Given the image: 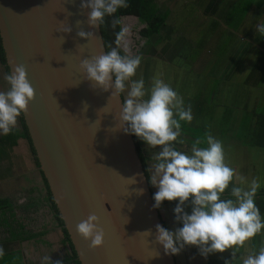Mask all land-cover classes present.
Returning <instances> with one entry per match:
<instances>
[{
  "label": "water",
  "instance_id": "water-1",
  "mask_svg": "<svg viewBox=\"0 0 264 264\" xmlns=\"http://www.w3.org/2000/svg\"><path fill=\"white\" fill-rule=\"evenodd\" d=\"M80 4L0 0L9 73L23 64L35 90L22 116L40 170L81 264H177L155 240V225H165L135 137L119 120L123 94L110 98L111 89L101 90L80 69L82 59L107 51L101 27L87 23L91 9ZM81 29L95 37H79ZM89 214L104 230L101 247L90 248L76 231Z\"/></svg>",
  "mask_w": 264,
  "mask_h": 264
},
{
  "label": "clouds",
  "instance_id": "clouds-1",
  "mask_svg": "<svg viewBox=\"0 0 264 264\" xmlns=\"http://www.w3.org/2000/svg\"><path fill=\"white\" fill-rule=\"evenodd\" d=\"M126 7L127 0H81L80 4L82 10L91 9L86 16L88 25L93 27H101L106 17H113L115 27L120 23L115 14ZM256 30L264 37V22ZM63 32H71V28L67 26ZM128 32V28H121L115 46L109 45L110 50L82 59L79 66L86 80L94 81L103 91L112 90L110 98L120 97L127 89L119 113L123 131L144 141L148 149L160 146L158 152L151 154L152 162L147 169L150 184L157 188L153 207L159 208L164 201H176L175 221L182 226L169 230L155 225L156 242L163 246L165 254L178 255L186 246H195L205 258L211 253L231 250V259L224 264H233L237 259L240 264H264V246L248 247V242L264 231V218L255 204L259 182L254 179L247 187L243 186L247 183L245 178L225 162L222 142L210 133L203 140L197 138L187 152L176 147L185 143L181 138V121H192L191 108H186L183 98L159 76L153 77L149 88L142 77L133 79L142 56L131 53L126 41ZM77 35L95 37L93 32L82 29ZM4 79L9 88L0 91V135H8L17 128V118L28 111L29 102L35 99L23 64L15 65ZM203 143L207 146L200 147ZM234 179L240 186L231 187L232 198H222ZM143 191L137 190L138 194ZM187 205L191 206L190 214L184 210ZM76 231L84 240H90V248L104 243V230L95 214L79 222ZM145 232L151 234L150 230ZM2 256L4 249L0 246ZM41 264H52L49 256H44Z\"/></svg>",
  "mask_w": 264,
  "mask_h": 264
},
{
  "label": "crops",
  "instance_id": "crops-1",
  "mask_svg": "<svg viewBox=\"0 0 264 264\" xmlns=\"http://www.w3.org/2000/svg\"><path fill=\"white\" fill-rule=\"evenodd\" d=\"M155 1L160 8L170 12V16L160 36H153L151 40L146 41L140 35L145 25L141 24L138 18L134 16L122 18V21H124V26L122 25V28H128V33L130 34L135 32L141 44L136 45L138 49L135 51H145V54L157 51L153 53V57H144L145 60L142 61V65L138 67L133 79H140L142 77L145 82V87L149 88L153 77L159 76V78L163 79L165 83H168L183 98L185 107L187 108L189 104L188 98L186 97L187 90L184 89V91H182V89L177 86L173 87L172 65L170 64L171 55L165 56L161 53L164 48V42L171 39H165V36H170L169 34L167 35L166 29L168 30V26L178 16V12L174 11V7L184 3L185 6L183 9H187L188 11L186 14V10L183 11V14H188L184 19L191 20V22L188 21L191 25L188 26L189 24L186 25L184 23L180 24L182 25L181 27L184 28L185 31L188 30L190 34L196 31L200 25L209 22L211 24L213 22L222 24L223 32L231 34L232 36H237L241 33V30L236 31L228 28L224 21L218 18L203 16V5L199 2L200 0ZM171 2L173 3L172 5ZM196 22L199 23V25H196V28L193 30V26H195L194 24H196ZM211 24L210 31L213 33L214 27L211 26ZM217 30L219 29L217 28ZM183 37L187 38L188 44L193 43L191 41V35H185ZM196 49L195 46L192 49L186 46L185 50L192 51ZM5 73H9V69L7 64L2 62L0 56V91H6L9 88V85L4 79ZM126 92L127 89L125 93H123V98H125ZM213 97L214 94L211 96L212 101ZM181 125V138L185 140V143L183 145L177 144L176 147L181 151L187 152L190 150L192 143L199 138L194 133L189 132L188 127H191L194 132L204 131L200 129V126H190L189 122L181 121ZM23 132V123L20 115L17 118V128L8 134L10 136L0 135V246L4 249V256L0 257V264H41L44 256H49L52 264H55L56 261H61V264H72V252L68 245L69 241L66 243L63 227L60 226L57 217L50 208L48 200L49 188H47L31 143ZM134 137L140 145V154L145 161L148 178L150 172H148L147 169L152 162L150 160L151 154L154 151L158 152L160 146H156L154 149H148L144 141L138 139L135 135ZM12 140L15 141L11 142ZM232 156L234 158L235 154L233 153ZM228 158H230V156H228L227 159ZM244 178L247 179V183L243 186L247 187V185L251 183L250 177L244 175ZM150 186L154 196L157 188L151 184ZM237 186L240 185L238 184ZM259 195L260 194L257 193L256 197H259ZM176 203V201H164L159 207L164 225L169 230H175L176 227L182 226L175 221L173 209ZM260 203L261 201L259 204ZM184 210L190 214L191 206H185ZM259 236L263 237L264 231H262ZM257 238L259 237L255 236L248 242V244L251 245L249 248L259 249L261 246H264V240L260 238L256 240ZM241 253H245V249H241ZM176 259L177 264H224L226 259H231V250H227L223 253H211L205 258L199 254L197 247L186 246L176 255ZM234 263L240 264L239 259L233 262V264Z\"/></svg>",
  "mask_w": 264,
  "mask_h": 264
},
{
  "label": "rangeland",
  "instance_id": "rangeland-1",
  "mask_svg": "<svg viewBox=\"0 0 264 264\" xmlns=\"http://www.w3.org/2000/svg\"><path fill=\"white\" fill-rule=\"evenodd\" d=\"M232 1L235 0H200L203 5L202 15L219 19L221 9L229 8L228 2ZM184 6L183 3L174 7L178 16L168 26V30L166 29L167 35L171 37L165 36V39H171L164 42L161 51L162 55H171L173 87L177 86L182 91L187 90L188 107L190 106L193 116L189 125L200 126L204 131H196V136L203 140L206 134L210 133L220 140L224 147L225 162L236 169L239 175L243 177L246 175L250 177V181L255 179L259 182L260 188L257 193L260 194V198L255 196V204L258 208L262 207L264 206V147L258 146L260 129L257 116L264 115V81L249 82L248 75L256 64L253 57H258L264 50V37L258 34L259 39L263 41L261 46L259 42H255L258 38H253L254 32L251 33L257 31L256 26L260 22H264V16L262 17L255 10L251 11L241 33L237 36L216 29L212 33L210 22L200 25L190 34L180 24L191 25V20L184 19L188 15H185L188 11L183 9ZM184 10H186L185 14H183ZM122 22L124 26V21ZM194 25L193 30L199 23L196 22ZM185 35H191L193 43L188 44L187 38L183 37ZM126 41L131 53L141 55L142 61L145 60V56L153 57V53L157 52L145 54V51H135L138 49L136 45L140 44L135 32L128 33ZM186 46L191 49L195 46L197 49L186 51ZM253 46H258L261 51H252ZM212 94H214L213 101ZM206 146V143L200 145V147ZM228 156L230 158L227 159ZM234 185H238L235 179L222 198H232L230 190ZM260 213L264 218V207ZM257 237L264 240V236L257 235ZM249 246L251 245L248 244Z\"/></svg>",
  "mask_w": 264,
  "mask_h": 264
},
{
  "label": "trees",
  "instance_id": "trees-1",
  "mask_svg": "<svg viewBox=\"0 0 264 264\" xmlns=\"http://www.w3.org/2000/svg\"><path fill=\"white\" fill-rule=\"evenodd\" d=\"M127 3H128V7L119 9L117 13L115 14V18H117L120 21L119 24L113 27L112 26L113 17H106L105 23L101 25V31L103 34V39H104L107 51L110 50L108 47L109 45L115 46L116 34L122 28V18L127 17V16H134L138 18L139 22L145 25V27L141 30L140 35L143 39H145L146 41H149L151 40L153 36L161 35L162 29L166 25L167 20L170 16V12L166 9L160 8L157 5L155 0H127ZM228 5L230 6L229 8L224 7L221 9L220 11L221 18L219 19L223 20L228 28L236 30V31L242 30L245 20L247 16H249L251 11L255 10V12H259L262 17L264 16V11H263L264 0H235L234 2L232 1L231 3L228 2ZM211 26H213L214 29L216 30L218 27L219 29L218 31L223 32L222 24L219 25V23L213 22ZM253 32H254L253 38L254 39L258 38V40L255 42H259V45L262 46L263 41L259 39L257 31H252L251 33ZM251 49L252 51H261V49L258 48V46L257 47L253 46L251 47ZM121 54H123L122 48H121ZM0 56H1L2 62L7 64L5 54L2 48L1 37H0ZM253 58L256 64L255 66L252 67L251 73L248 75L249 76L248 81L249 82L258 81L257 83H259V81L261 80L264 81V50L259 53L258 57L255 56ZM21 118H22L23 131H24L23 134L25 135V137L28 138V140L31 143L30 135L25 126L22 114H21ZM257 121L259 122L258 126L260 129V131L258 132V138H259L258 146L264 147V115L261 117L257 116ZM188 130L189 132H192L196 135V132H194L191 127H188ZM9 136L10 135H8L7 137ZM14 141L15 140H12L11 142H14ZM136 144L140 152V145L138 144L137 141H136ZM31 147L35 154V150L32 146V143H31ZM141 158H142V161L145 167V172H146L145 161L142 156ZM37 162H38V159H37ZM48 200L50 203V208L53 210L55 216L57 217L58 223L60 224V226H63L64 222L60 216L59 210L57 208L55 200L50 191H49ZM0 207H1V203H0ZM263 207L264 206L262 207L259 206V210L261 209L260 212L262 211ZM64 232H65V235H64L65 240L69 241L70 237L65 228H64ZM256 240H259V238H257ZM72 255L73 256L71 257V260L72 261L74 260L72 264H81L79 260L77 259V254L75 251L73 252ZM73 258H76V259H73Z\"/></svg>",
  "mask_w": 264,
  "mask_h": 264
},
{
  "label": "flooded vegetation",
  "instance_id": "flooded-vegetation-1",
  "mask_svg": "<svg viewBox=\"0 0 264 264\" xmlns=\"http://www.w3.org/2000/svg\"><path fill=\"white\" fill-rule=\"evenodd\" d=\"M30 142V141H29ZM36 154V153H35ZM40 166V165H39ZM47 188H48V185H47ZM63 228V231H64V223H63V226H62ZM65 233V232H64ZM68 241H66V243H67ZM71 241H70V239H69V243H68V245L70 246V248H71V252H72V254H73V252H74V247H73V245H72V243H70ZM73 256V255H72ZM73 259H76V258H73ZM74 261V260H73Z\"/></svg>",
  "mask_w": 264,
  "mask_h": 264
}]
</instances>
